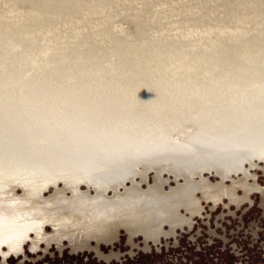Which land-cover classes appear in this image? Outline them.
<instances>
[{
    "label": "rangeland",
    "instance_id": "1",
    "mask_svg": "<svg viewBox=\"0 0 264 264\" xmlns=\"http://www.w3.org/2000/svg\"><path fill=\"white\" fill-rule=\"evenodd\" d=\"M19 1L0 0V16L13 6L26 20ZM170 1L112 0L124 14L115 24L132 37L128 12ZM213 24L143 60L106 35L103 56L83 19L74 35L95 61L80 77L2 73L0 264H264V22L244 34ZM69 27L41 31L34 63L57 33L70 44ZM130 168L142 206L86 216L92 186L81 180ZM121 227L131 230L122 236Z\"/></svg>",
    "mask_w": 264,
    "mask_h": 264
},
{
    "label": "bare ground",
    "instance_id": "2",
    "mask_svg": "<svg viewBox=\"0 0 264 264\" xmlns=\"http://www.w3.org/2000/svg\"><path fill=\"white\" fill-rule=\"evenodd\" d=\"M127 1L130 2L128 5L133 6L135 5L133 2L138 0ZM141 1L151 2L152 0ZM19 2L22 3H19V6H23L27 13L26 20L19 13V16H16L17 11L14 14L13 11L17 7L10 6L6 11H1L0 79H2V73L8 75L9 79L17 75L21 76L20 72L26 68L33 69V73L42 68L48 75L57 72L59 75L70 74L80 77L95 61L91 49L86 46L83 34L74 35L83 19L88 22L93 42L99 47L103 56L109 57V53L103 50L108 44L106 35L114 42L126 46L131 44L134 49L138 48V57L143 60L156 55L158 51L172 52L183 31L191 32L204 26L214 28V22H223L226 25L235 24V33L244 34L251 32L249 25L252 26L256 21L264 22V0H175L125 13L128 16L136 17L137 23V29L134 30L133 36L126 37L115 24L124 14L117 10L119 5L113 6L112 0H21ZM116 3L118 4V2ZM10 5L12 4L10 3ZM65 23H70V27L66 31L70 35V44L66 45L61 33H57L52 37L48 58L44 61L40 60L38 64L34 63V58L41 46L39 40L41 31L57 24L63 27ZM159 33L164 34L163 44L157 39ZM206 37L210 47L215 50L218 49L219 44H222L212 33L207 34ZM8 59L10 63L6 67L3 64H6ZM37 65L39 68H35ZM1 94L2 87L0 85ZM196 173L197 171L192 170L190 177L195 178ZM134 174L130 168L127 174L119 178L82 179L81 183L88 182L92 186L87 196H90L93 202L89 206L86 216L102 221L111 218L112 212L123 210L132 204H143L146 197H133L131 195L133 187L127 186V180ZM181 175L184 176V174ZM105 177L103 176V178ZM142 183L139 186H142ZM160 186L161 184L158 182L154 183L150 187V192L146 194H152L153 189ZM199 190L197 189L195 192ZM141 214L144 215V212ZM138 216L140 218L138 220L143 219V216ZM132 218L134 217L129 219ZM130 230L129 227H121L118 232L123 236ZM139 236V234L136 235V238ZM96 242L99 248L104 249L115 243L114 241Z\"/></svg>",
    "mask_w": 264,
    "mask_h": 264
}]
</instances>
